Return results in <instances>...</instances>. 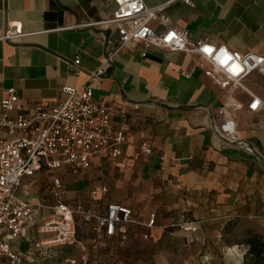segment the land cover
<instances>
[{"label":"crops","instance_id":"1","mask_svg":"<svg viewBox=\"0 0 264 264\" xmlns=\"http://www.w3.org/2000/svg\"><path fill=\"white\" fill-rule=\"evenodd\" d=\"M167 1L144 0L148 7ZM114 8L111 0H0V101L14 89L29 113L34 104L62 102L63 87L86 84L117 46L116 27L97 24L110 20ZM164 12L168 27L186 30L194 43L264 55V0L173 1ZM150 27L166 30L156 20ZM15 29L18 37L3 39ZM208 70L211 65L197 54L143 43L121 47L90 81L94 101L113 111L111 124L124 135L121 155L95 156L83 172L62 167L24 177L16 203L28 200L43 207L34 218L38 227L53 207L68 205L61 197L71 189L74 204L92 213L102 215L115 203L129 208L139 222L154 217L150 229L119 226L112 237L97 242L94 221L77 224L75 243L104 247L106 263L131 264L132 240L148 234L157 245L188 239V264H244L247 234L264 236V121L261 112L247 109L253 97L264 101V73L252 72L244 88L231 92L242 106L235 115L242 146L228 144L214 131L230 94L205 74ZM8 138L0 128V140ZM38 234V240L44 237ZM120 254L128 258L118 260Z\"/></svg>","mask_w":264,"mask_h":264},{"label":"built area","instance_id":"2","mask_svg":"<svg viewBox=\"0 0 264 264\" xmlns=\"http://www.w3.org/2000/svg\"><path fill=\"white\" fill-rule=\"evenodd\" d=\"M173 1L190 4V0H169L156 7H148L144 0H111L115 7L112 18L97 24L116 27L117 46L105 54L95 73H89L86 84L78 88L63 87L62 102L53 107L34 104L29 113L23 111L14 89H9L7 99L0 101V128L9 135L8 139L0 140V264L4 261L21 264V254L11 248L10 241L21 236L43 208L28 200L16 203L22 178L33 177L41 171L51 173L62 167L83 172L90 167L95 156L108 153L112 158H118L121 155L124 135L111 124L113 111L94 101L90 81L101 75L113 55L127 44L143 43L145 47L193 53L207 61L211 70L205 74L230 94L220 109L222 122L214 127V131L228 144L243 146L237 140L235 122L236 112L242 106L232 98L231 92L244 88L243 80L252 72L259 70L264 73V55L242 54L225 46L192 42L186 30L168 27L169 18L164 11ZM154 20L166 28L163 33H157L150 27ZM17 30L6 32L3 39L18 37ZM79 63V58L73 61L75 70H78ZM214 72L220 73L221 78H217ZM247 109L251 113L261 112L264 121V101L253 97ZM144 151L147 155L151 152L147 148ZM53 186L60 188L58 179L53 180ZM51 211V215L39 224L38 233L44 237L34 244L36 251L74 244L78 217L83 224L95 222L92 227L95 242L112 237L119 226L150 229L155 223L153 216L145 223L139 222L133 218L129 208L115 203L108 204L102 215L85 210L81 205L71 208L62 203ZM142 238L148 239V234Z\"/></svg>","mask_w":264,"mask_h":264},{"label":"rangeland","instance_id":"3","mask_svg":"<svg viewBox=\"0 0 264 264\" xmlns=\"http://www.w3.org/2000/svg\"><path fill=\"white\" fill-rule=\"evenodd\" d=\"M62 201L68 204L71 208L75 207L74 190L61 197ZM66 199V200H65ZM78 226H82L81 218L76 219ZM38 223L35 220L26 230L23 237L15 239L11 243V247L17 253H21V264H113L106 263L104 260L106 252H101L104 247L99 248L97 243L92 244H72L69 246L58 247L48 250L36 251L34 244L38 241L39 234L37 233ZM188 239L181 237H174L166 240L165 243L154 244L149 239H141L137 241L132 240L130 246L134 253L130 258L131 264H188L185 262L187 254L191 252V246ZM106 247V246H105ZM127 245H122L121 248H125ZM108 249V248H106ZM119 251L114 249V252ZM160 254H163L159 257ZM119 255V254H118ZM124 260L126 257L120 254ZM1 264H11L9 261H4Z\"/></svg>","mask_w":264,"mask_h":264},{"label":"trees","instance_id":"4","mask_svg":"<svg viewBox=\"0 0 264 264\" xmlns=\"http://www.w3.org/2000/svg\"><path fill=\"white\" fill-rule=\"evenodd\" d=\"M243 245L246 247L244 264H264V236L248 233Z\"/></svg>","mask_w":264,"mask_h":264}]
</instances>
